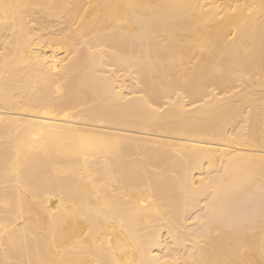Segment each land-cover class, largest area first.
<instances>
[{"label":"bare ground","instance_id":"6f19581e","mask_svg":"<svg viewBox=\"0 0 264 264\" xmlns=\"http://www.w3.org/2000/svg\"><path fill=\"white\" fill-rule=\"evenodd\" d=\"M263 148L264 0H0V264H264Z\"/></svg>","mask_w":264,"mask_h":264},{"label":"rangeland","instance_id":"374dc122","mask_svg":"<svg viewBox=\"0 0 264 264\" xmlns=\"http://www.w3.org/2000/svg\"><path fill=\"white\" fill-rule=\"evenodd\" d=\"M215 1V0H214ZM218 1V0H217ZM221 1V0H220ZM62 49H59V50H57L56 51V53H57V58H61V55H62ZM46 53H47V55H49L50 54V51L49 50H47V51H45ZM249 125H250V123H249V121L245 124V126H244V131L245 132H248V130H249ZM260 149H262L261 147H260ZM264 149V148H263ZM43 197V195H41V196H39L38 198H42Z\"/></svg>","mask_w":264,"mask_h":264}]
</instances>
